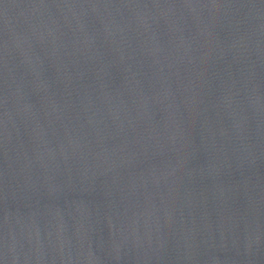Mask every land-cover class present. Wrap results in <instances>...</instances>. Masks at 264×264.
<instances>
[{"label":"water","instance_id":"obj_1","mask_svg":"<svg viewBox=\"0 0 264 264\" xmlns=\"http://www.w3.org/2000/svg\"><path fill=\"white\" fill-rule=\"evenodd\" d=\"M0 264H264V0H0Z\"/></svg>","mask_w":264,"mask_h":264}]
</instances>
